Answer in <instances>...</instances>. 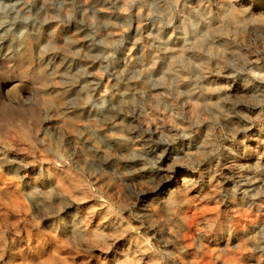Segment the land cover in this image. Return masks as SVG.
Wrapping results in <instances>:
<instances>
[{"label":"rangeland","instance_id":"1","mask_svg":"<svg viewBox=\"0 0 264 264\" xmlns=\"http://www.w3.org/2000/svg\"><path fill=\"white\" fill-rule=\"evenodd\" d=\"M0 264H264V0H0Z\"/></svg>","mask_w":264,"mask_h":264},{"label":"bare ground","instance_id":"2","mask_svg":"<svg viewBox=\"0 0 264 264\" xmlns=\"http://www.w3.org/2000/svg\"><path fill=\"white\" fill-rule=\"evenodd\" d=\"M225 1V0H224ZM236 1V0H235ZM217 2V1H216ZM233 2H234V0H233ZM218 3V2H217ZM227 3V2H226ZM232 5V4H231ZM248 7V6H247ZM218 8H219V6H218ZM222 8V7H221ZM233 9V8H232ZM252 9V8H251ZM233 11V10H232ZM252 11V10H251ZM242 13V12H241ZM218 14V13H217ZM226 14V13H225ZM229 14V13H228ZM234 14V13H233ZM242 15V14H241ZM225 17H226V15H225ZM228 18V17H227ZM242 18V17H241ZM246 18V17H245ZM225 19V18H224ZM247 20V19H246ZM220 21V20H219ZM225 21V20H224ZM226 23V22H225ZM205 33V32H204ZM204 35V34H203ZM205 36V35H204ZM199 41H200V39H199ZM202 41V40H201ZM203 43H204V41H203ZM205 44V43H204ZM171 51V50H170ZM174 51H176V50H174ZM172 54V53H171ZM183 57V56H182ZM184 57H186V56H184ZM188 59V58H187ZM173 60V59H172ZM172 60H171V62H172ZM178 60H179V58H178ZM177 60V61H178ZM176 61V60H175ZM178 64V63H177ZM176 65V64H175ZM206 105V104H205ZM207 106V105H206ZM219 107V106H218ZM192 109V108H191ZM180 175V174H179ZM181 180V179H180ZM188 181H189V179H187ZM186 180V178L185 179H183V182H186L187 181ZM188 184V183H187ZM166 186V185H165ZM181 186V185H180ZM186 186H188V185H186ZM178 188V187H177ZM169 193V192H168ZM169 201H171V200H169ZM129 233V232H128ZM130 235V234H129ZM123 238V237H122ZM79 239V238H78ZM124 239V238H123ZM129 242V241H128ZM123 244V243H122ZM113 247V246H112ZM123 248V247H122ZM119 252V251H118Z\"/></svg>","mask_w":264,"mask_h":264}]
</instances>
